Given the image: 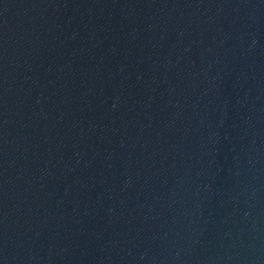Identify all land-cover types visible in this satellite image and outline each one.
<instances>
[{
	"label": "water",
	"instance_id": "1",
	"mask_svg": "<svg viewBox=\"0 0 264 264\" xmlns=\"http://www.w3.org/2000/svg\"><path fill=\"white\" fill-rule=\"evenodd\" d=\"M0 264H264V0H0Z\"/></svg>",
	"mask_w": 264,
	"mask_h": 264
}]
</instances>
